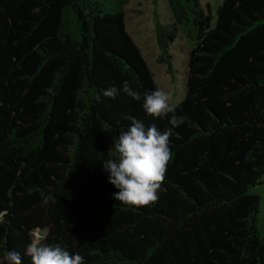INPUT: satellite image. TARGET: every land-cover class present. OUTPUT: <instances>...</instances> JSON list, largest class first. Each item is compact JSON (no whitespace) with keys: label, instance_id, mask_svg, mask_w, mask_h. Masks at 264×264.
Here are the masks:
<instances>
[{"label":"trees","instance_id":"1","mask_svg":"<svg viewBox=\"0 0 264 264\" xmlns=\"http://www.w3.org/2000/svg\"><path fill=\"white\" fill-rule=\"evenodd\" d=\"M114 1L0 0V264L8 251L31 264L36 231L85 264H264L250 193L264 175V0H222L213 26L198 0H168L191 48L183 123L150 207L115 201L103 168L125 117L172 127L143 99L101 95L157 90ZM177 31L155 29L168 73Z\"/></svg>","mask_w":264,"mask_h":264},{"label":"clouds","instance_id":"2","mask_svg":"<svg viewBox=\"0 0 264 264\" xmlns=\"http://www.w3.org/2000/svg\"><path fill=\"white\" fill-rule=\"evenodd\" d=\"M123 92L134 101L143 99L144 112L153 119L169 117L172 126L161 131L155 124H145L133 117L126 131L113 138L109 151L114 158L103 164L108 173V183L117 191L113 195L115 201L136 207H150L158 200V192L166 179L167 166L172 159V129L183 123L182 117L175 115L176 105L171 102L170 95L160 89L144 93L125 83L122 89L115 86L102 90L103 97L115 100ZM100 95L97 96V100ZM42 202L55 203V197L41 192ZM46 235L34 234L26 247L25 255L31 264H85L84 257L79 253L71 254L60 245H48L44 241ZM5 264H23L20 253L8 251L4 257Z\"/></svg>","mask_w":264,"mask_h":264},{"label":"rangeland","instance_id":"3","mask_svg":"<svg viewBox=\"0 0 264 264\" xmlns=\"http://www.w3.org/2000/svg\"><path fill=\"white\" fill-rule=\"evenodd\" d=\"M105 4L115 3L114 0H103ZM204 15H210L211 25H214L215 13L222 0H198ZM125 28L135 46L144 59L157 89L167 92L171 102L176 106L185 96V73L188 51L191 42L187 34L191 31V23L184 21L176 25L168 0H123ZM175 25L178 29L175 41L169 49L171 56V72L166 65L158 63L160 50L156 43L155 29ZM111 147V143H109ZM251 194L260 198L257 218V228L261 239H264V175L261 184L250 190ZM34 234H43L38 231Z\"/></svg>","mask_w":264,"mask_h":264}]
</instances>
